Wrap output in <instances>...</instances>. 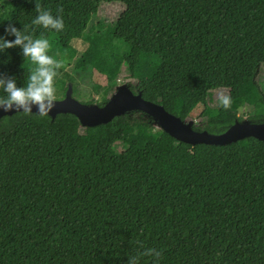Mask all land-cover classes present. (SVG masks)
<instances>
[{
    "label": "trees",
    "instance_id": "trees-1",
    "mask_svg": "<svg viewBox=\"0 0 264 264\" xmlns=\"http://www.w3.org/2000/svg\"><path fill=\"white\" fill-rule=\"evenodd\" d=\"M114 2L121 14L96 21ZM0 3V40L16 39L11 24L64 49L86 43L72 73L56 69L54 84L68 83L62 97L71 85L81 98L76 77L96 72L108 83L81 103L104 106L125 76L181 120L197 115L198 131L264 123V0H147L141 10L120 0ZM43 12L63 29L35 23ZM35 67L21 46L0 50L2 81L24 87ZM0 264H264V141L193 146L140 111L95 127L71 114L5 116Z\"/></svg>",
    "mask_w": 264,
    "mask_h": 264
},
{
    "label": "water",
    "instance_id": "water-1",
    "mask_svg": "<svg viewBox=\"0 0 264 264\" xmlns=\"http://www.w3.org/2000/svg\"><path fill=\"white\" fill-rule=\"evenodd\" d=\"M133 111L143 112L153 120L154 126L157 123L160 130H164L178 141L193 146L227 145L248 137L264 141V123L248 120H245L248 122H236L222 134L198 131L194 128L193 120H181L169 113L162 105L144 99L141 93H134L126 85L118 87L104 106L81 103L74 97L73 88L70 85L63 99H55L54 107L48 112V116L56 119L60 114H71L79 119L83 127H95L108 124L116 117ZM18 112H24V109H18L15 105L8 111L0 108V119ZM30 112L39 114V107L31 105Z\"/></svg>",
    "mask_w": 264,
    "mask_h": 264
},
{
    "label": "clouds",
    "instance_id": "clouds-1",
    "mask_svg": "<svg viewBox=\"0 0 264 264\" xmlns=\"http://www.w3.org/2000/svg\"><path fill=\"white\" fill-rule=\"evenodd\" d=\"M35 23L60 31L64 27L62 18H54L49 12L40 14ZM16 37L14 41L0 40V50L21 46L25 57L36 65L31 71L28 81L24 87H17L15 81L0 80V87L6 96H0V108L5 111L10 110L13 105L18 109L23 108L25 114L30 113V106L39 107L40 116H48V112L54 107L55 85L54 79L57 76L56 69L61 67L60 62L49 55L50 44L48 39H35L23 35L14 26L9 25L6 30ZM221 102L225 108L230 105V98L221 97ZM159 256V253H156Z\"/></svg>",
    "mask_w": 264,
    "mask_h": 264
},
{
    "label": "rangeland",
    "instance_id": "rangeland-1",
    "mask_svg": "<svg viewBox=\"0 0 264 264\" xmlns=\"http://www.w3.org/2000/svg\"><path fill=\"white\" fill-rule=\"evenodd\" d=\"M122 2H126L131 4L133 7H135L137 10H141L147 0H120ZM6 4L0 3V10H5ZM3 14V12L0 11V16ZM121 14V3L114 2L112 4H107L106 6L102 7L100 10V14L96 21H102V22H107V23H112L115 20L116 16H119ZM49 44H50V49L49 52L56 53L58 61L61 64V68L69 73H72V66L74 64V59L77 55V53L82 52L86 48V43L83 41H76L73 43V49H64L57 41L56 39H49ZM56 57V56H55ZM129 74V73H128ZM128 76V75H127ZM131 76L134 78V75L131 74ZM77 78V85L79 86V89L82 91V96L78 94H75V97L81 101L87 100L89 97L96 95V99L100 97L99 94H96L94 90V85H101L102 87L107 85V79L100 74L94 72L88 77H76ZM132 78V79H133ZM132 81L128 77H121V79L117 82V85L115 86V90L122 86L126 85L129 86L131 85ZM67 82L63 79H58L56 81L55 88L58 93H60V97L63 99L65 96L62 97V93L67 86ZM70 85V84H69ZM228 94L226 92H218L215 96V99L217 100L219 97L222 96H227ZM244 104L240 105L239 104V113L240 115H244L248 109L243 106ZM215 107L218 106V102L216 101L214 104ZM146 118L151 119L147 115H145ZM194 121V128H201V121L200 118L196 115L195 119H192ZM248 122V121H245ZM155 127L157 130H159L157 123H155ZM196 130V129H195Z\"/></svg>",
    "mask_w": 264,
    "mask_h": 264
}]
</instances>
